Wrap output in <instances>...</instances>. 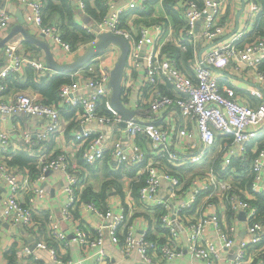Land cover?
Masks as SVG:
<instances>
[{
	"label": "built area",
	"instance_id": "obj_1",
	"mask_svg": "<svg viewBox=\"0 0 264 264\" xmlns=\"http://www.w3.org/2000/svg\"><path fill=\"white\" fill-rule=\"evenodd\" d=\"M12 1L0 0V31L5 30L1 36L10 28L7 5ZM67 1L75 3L80 14L87 13L86 0ZM151 1L125 0L118 6L117 0H106L108 10L101 19L80 23L93 39L73 48L62 37L58 23L44 20L47 0H17L29 8L25 17L27 27L36 25L45 38L59 46V61H72L96 42L101 32L123 36L130 44V52L121 81V96L134 115L125 119L111 103V70L120 54V47L115 44L97 55L94 58L97 62H88L69 72L71 81L59 89L58 101L51 102L25 91L4 97L10 88L9 79L19 77L27 67L39 76L53 70L40 51H19L13 37L0 49V184L9 189L0 222L14 227L30 226L35 236L34 248L24 240L17 241L16 264H21L19 260L41 264L35 250H47L55 264H84L82 260L65 256L64 248L70 236L59 222L47 214L46 230L35 223L32 200L20 199L22 176L10 164L7 154L11 146L10 131L3 126L5 121L20 114L45 119V126L35 134L21 130L25 144L41 145L58 131H65L67 119L61 111L64 106L80 108L75 117L74 149L61 148L38 162L43 173L51 169L65 174L63 191L67 201L61 209L60 221L73 222L72 240L86 254L97 248L94 264H113L112 255L105 247L106 240L117 245L123 256L136 253L143 264H158L161 258L174 263L184 253L180 225L188 239L186 250L205 264H219L222 252L229 249L234 251L229 264H245L248 258L264 264L261 248L264 222L258 219V207L250 201L264 194V135L260 137L264 134V68L260 67L264 63V35L255 33L258 21L264 19V1L246 0L247 19L240 21L227 38L223 37L231 27L234 14L229 6L240 0H173L172 8L179 14L181 23H172L167 15L149 23H138L136 12L145 9ZM163 1L156 0L159 4ZM124 13L128 15L123 21ZM168 43L182 51L192 47L195 52L190 66L192 74L168 54ZM242 75L249 76L253 85L239 87L233 77ZM164 86L174 90V94H168ZM238 89L248 91L259 101H240ZM103 98L106 112L99 109ZM93 123L110 126L109 132L92 126ZM144 139L149 144L147 151L141 144ZM252 146L257 149L252 151ZM250 151L254 153L251 157ZM80 155L89 164L113 158L118 165L139 168L145 175L143 184L137 200L129 198L127 205L131 208L139 205L147 212L156 210L166 233L164 238L138 233L124 206L116 211L92 200H81L79 189L83 181L79 173L86 171L77 161ZM234 157L241 163L249 161L248 168L238 171ZM193 165L204 169L193 171L196 174L188 184L187 171L183 168ZM238 176L251 177L246 190L236 185ZM163 182L167 183L165 187ZM31 190L38 197L47 193L37 183ZM214 191L220 193L234 218L245 213V237H239L235 220L222 222L217 204L210 201ZM202 196L206 198L204 210L191 216L192 208ZM78 204L98 216L93 230L81 220L74 222Z\"/></svg>",
	"mask_w": 264,
	"mask_h": 264
},
{
	"label": "crops",
	"instance_id": "obj_2",
	"mask_svg": "<svg viewBox=\"0 0 264 264\" xmlns=\"http://www.w3.org/2000/svg\"><path fill=\"white\" fill-rule=\"evenodd\" d=\"M88 1L91 7H96V0ZM244 1V8L240 13L239 20H237V13L242 8V0H240V2L236 3L234 6H229L230 10L234 12V14L232 13L231 17V27L230 29H228V33L223 38L229 37L228 34H230L235 29L237 22L239 24L240 21L247 19L246 0ZM124 2L125 0H117V5L122 6ZM71 3L74 5V7L76 6L75 3ZM7 7L11 14L10 23L12 22V25H9L10 28L7 31L9 32L11 27L17 22V10H21L23 16L26 17L29 14V8L26 7L23 3L19 4L16 0L10 2ZM144 10H149V7L146 6ZM43 11L44 20L46 22H55L60 25V0H50L46 3V7ZM140 12L141 11L136 12L138 14L137 18H140L146 23L151 22L158 16L165 18L166 15L170 18L172 23H181L179 14L175 10V15L170 14V12L165 9L164 2H162V4H159V2H156L155 5L153 4L152 11L150 13L143 14L142 12ZM73 17L74 21L77 23H82L84 21H96L93 16L88 13V11L86 14H80L77 9L74 10ZM28 29L32 35L45 38V36L40 32L39 27H37L36 25L28 24ZM4 36L0 35V39ZM45 39L51 44L54 53L58 57V60H60L59 46L52 44L47 38ZM12 41H15V45H17L18 50L21 52L32 49L26 43V40H24L22 34L15 35L12 38ZM168 44L174 46L172 43ZM36 51H40L42 55H44L43 51ZM185 54L186 59H181L180 62L181 64L183 63L185 66H189L190 68V66H192V64L194 63L195 52L192 50V55H190L189 51L185 52ZM25 71L26 69L19 77H11L9 79L10 88L4 97L8 98L16 91H25L35 94L39 99L47 100L42 93L38 92L32 86L22 87L20 85L25 80ZM54 72L56 71L53 70L51 72H43L42 74L51 76L52 74H54ZM233 79L235 83L241 88H247L250 85H253L249 76L246 75L233 77ZM85 92L86 90H83V93ZM237 97L240 101L244 99L249 100L252 103H257L259 101L244 89H238ZM65 118L67 119L64 123L65 131H63L62 133L58 131L51 139L43 142L41 145L25 144L23 142V139L21 138V130H29L33 134H35L38 129H41L45 126V119L43 120L41 118L20 114L15 116L13 119L5 121L3 126L10 131L11 143L7 154L10 158V164L15 167L22 176V191L20 192V199L22 201H30V199L32 200V205L35 210V223L41 224L43 228L47 230L45 216L47 214L52 215L59 222V226L61 227V229L66 231L70 236V242L68 246L64 248L65 256L69 259L82 260L84 261V264H94V252L97 250V248L90 250L89 254H86L85 251H83V248L72 240L74 238L72 235L74 225L73 222L70 223L64 220L60 221L61 209L67 201V196L63 191L65 174L60 170L51 169H48L43 173L41 164L38 162L39 158H47L55 152L59 151L61 148H67L69 151L74 149V124L70 123L71 117ZM177 119H180V117L178 116ZM92 126L97 128H104L108 132L110 129V126L108 125H99L93 123ZM263 135L264 134H260V137H262ZM141 144L147 151V146H149V144L144 140H141ZM235 147L237 148L236 144ZM256 149L257 146H252V151H255ZM78 157L79 156H77V161L81 164V161ZM160 163L163 164L164 159H161ZM83 167L86 171V176L82 177L83 183L81 188L79 189L80 195H82L85 199L89 198L86 200H92L100 206L110 207L116 211L120 210V208L124 206L129 221L135 224L138 233L146 232L151 237H157L160 239L164 238L166 233L158 220V213L156 210L152 209L151 211L147 212L141 210V207H139V205L135 206L134 208H131L127 205L126 200H128L129 198L137 200L139 188L143 184L145 175L139 168H137L136 172H132L134 174H128L127 167L129 166L123 164L118 165L117 161L113 158H109L105 161L99 162L94 167H89L88 165ZM184 169L187 171V183L189 184L190 178L196 174L193 171H201L200 169H204V167L193 165L185 167ZM41 174H44L43 178H40ZM247 177L248 176H238L235 180L236 185L239 188L246 190V188L248 187L246 185V182L249 181L247 180ZM107 181H110V183L106 185L104 196L95 198L87 195L86 197L87 193L100 194L103 190V184H106ZM36 183L40 184L47 190L45 197H38L37 195L33 194L31 188ZM166 185L167 183L163 182V186L165 187ZM8 191L9 189L5 184H0V216L3 209V200L6 198ZM163 193H165V191ZM183 198H187V196L183 195ZM210 201L217 204L222 222L230 223L231 221L235 220L236 225L239 229V237H245L247 234L245 215L241 217V213L237 215L236 218H234L229 210L227 203L222 199L219 192L214 191L212 193ZM205 203L206 198L205 196H202L199 202L192 208L191 216L199 215L204 210ZM74 218V222L81 220L90 230L94 229L95 223L99 220L98 216L94 214L91 209L83 206L80 207V205L74 210ZM6 224L7 223L5 222H0V264H16V262H18L16 261L18 256L17 241L20 242L21 240H24L26 243L30 244L32 248H34V229L30 226L26 227L18 225L14 227L12 226V224ZM178 228L182 234L181 244L183 246L184 253L181 256L177 257V260L174 263L167 262L165 261V259L161 258L158 264H205L200 258L192 256V254L188 250H186L188 239L182 226L180 225ZM210 234L211 236H213L212 232ZM105 247L112 255L111 262L113 264H143L136 253H133L129 256H123L120 248L117 245L111 243L109 240H106ZM261 248L264 250V244L261 245ZM35 251H38L41 264H55L50 260L49 252L47 250ZM233 254V249L224 250L222 252V258L219 260V264H229L230 258L233 256ZM19 262L21 264L32 263L31 260H19ZM256 263L257 262L252 261V258H248L247 262H245V264Z\"/></svg>",
	"mask_w": 264,
	"mask_h": 264
},
{
	"label": "trees",
	"instance_id": "obj_3",
	"mask_svg": "<svg viewBox=\"0 0 264 264\" xmlns=\"http://www.w3.org/2000/svg\"><path fill=\"white\" fill-rule=\"evenodd\" d=\"M49 1L50 0H47V2H49ZM96 2H97L96 7H91L89 4V1L87 0V11H88V13H90V15L93 16V18L95 20H99L106 14L108 7L106 5V0H96ZM163 2H164L165 9H167L170 12V14L175 15L174 10L172 8L173 0H164ZM155 3H156V0H153L147 4V7H149V10L143 9V10H139V11H141L143 14L150 13L152 11L153 4L155 5ZM75 9L76 8L74 7V5L71 2H68L67 0H60V28L62 31V37L66 41L70 42L72 44L73 48H76L79 44L88 43L91 39H93V35L91 33L86 31L80 25V23H77L74 21L73 13H74ZM127 15H128V13H124L122 15L123 21L125 20ZM156 18H154V19H156ZM136 20L138 23L139 22L146 23V22L142 21L140 18H136ZM256 31L257 32H255V33H257L259 35H264V19H260L258 21ZM26 43L33 50H41L38 46H36L35 44H33L31 42L26 41ZM191 49H192V47H190L188 50L190 55H192V50H193V49L192 50ZM166 50L168 51V54L172 55L174 58L177 59V61L179 62V64L181 66L184 65L183 63L181 64L180 60L186 59L185 52H187V51H182L180 48L172 46L170 44H168L166 46ZM182 52H184V53H182ZM92 61H94V63L97 62V60H94V59ZM183 67L185 68L184 70L188 71V74H192V70H191V68H189V66L184 65ZM260 67L264 68V63H262V65ZM24 77H25V80L20 85L22 87L32 86L34 89H36L38 92L42 93L46 97V99H47L46 102L58 101L59 89L61 88V86L64 83L70 82L72 79L70 73H68V72H54V74H52L51 76H48L45 74H40V76H39V74L36 73L35 70L32 69L31 67L26 68ZM163 88L165 89V91L168 94H171V95L174 94V90L168 88L167 86H164ZM105 101H106V99L103 98L101 100V104L99 107V109L102 112H106V110L104 108V102ZM79 110H80L79 107H71V106H64L61 109L62 115L64 117H71L70 123H73L74 127L76 124L75 117L77 115V111H79ZM144 141L147 142V140H145V139H144ZM253 155H254V153H252L250 151V157ZM78 158L81 161V164L79 162L78 163L82 167L86 166V165H88L89 167L90 166L94 167L95 165H97V163H95V164L87 163L82 158L81 155ZM107 159H109V158H106L105 160H107ZM233 163H234V166H236V168L238 169V171L246 170L248 168V165H249V161H247L245 163H241L239 161V159L235 158V157H234ZM127 168H128V174H131L133 171L136 172V170H137V167H133V166H129ZM132 174H134V173H132ZM79 175L81 176V178L86 176L85 172L79 173ZM250 179H251V177L248 176L247 180H249V181L246 182L247 186H249V184H250L249 183ZM109 183H110V181H107L106 184H103V190L100 194H98V193H96V194L87 193L86 197H87V195L95 197V198L104 196V190L106 188V185ZM79 197L83 201H87L86 199H89V198L85 199L82 195H79ZM251 203L258 207L259 214L257 215V217H258V219H260L264 222V194L257 195L256 199L251 200ZM77 207H79V204L77 205Z\"/></svg>",
	"mask_w": 264,
	"mask_h": 264
},
{
	"label": "water",
	"instance_id": "obj_4",
	"mask_svg": "<svg viewBox=\"0 0 264 264\" xmlns=\"http://www.w3.org/2000/svg\"><path fill=\"white\" fill-rule=\"evenodd\" d=\"M244 3L245 1L242 0V8L237 13V20H239L240 13L244 8ZM16 16L17 22L11 27L10 31L3 38L0 39V48H2L6 44V42L9 41L15 35L22 34L24 40L35 44L43 51L44 58L48 67L56 72H73L82 65L92 61L96 55L103 52L109 45L115 44L119 46L120 54L113 69L111 70V77L109 81V86L112 89L110 99L112 105L124 115L125 119L131 118L134 115V110L130 109L125 105L121 96V81L124 75L125 66L130 52V44L123 36L114 34L110 31L101 32L98 35V40L88 46L83 53L78 55L72 61L62 62L59 61L58 58H56L51 44L44 37L41 38L32 35L29 32L27 22L21 10H17ZM237 27L238 22L235 29L228 35L230 36L233 32H235ZM121 125L124 126L125 122H122ZM242 214L241 217L245 215L244 212H242Z\"/></svg>",
	"mask_w": 264,
	"mask_h": 264
},
{
	"label": "rangeland",
	"instance_id": "obj_5",
	"mask_svg": "<svg viewBox=\"0 0 264 264\" xmlns=\"http://www.w3.org/2000/svg\"><path fill=\"white\" fill-rule=\"evenodd\" d=\"M157 10H160V9H157ZM10 26L12 25V22L9 24ZM9 26V27H10ZM5 33V30H3V31H0V35H2V34H4ZM80 55V54H79ZM77 56H75L74 57V59L76 58ZM182 68H184L183 66H182ZM185 69V68H184Z\"/></svg>",
	"mask_w": 264,
	"mask_h": 264
}]
</instances>
